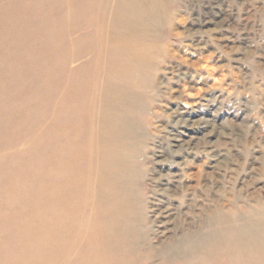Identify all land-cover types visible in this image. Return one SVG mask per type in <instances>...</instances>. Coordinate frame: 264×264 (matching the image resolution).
I'll return each mask as SVG.
<instances>
[{
    "label": "bare ground",
    "instance_id": "bare-ground-1",
    "mask_svg": "<svg viewBox=\"0 0 264 264\" xmlns=\"http://www.w3.org/2000/svg\"><path fill=\"white\" fill-rule=\"evenodd\" d=\"M171 2L0 0V96L6 97L0 128L39 127L43 225L55 233L61 254L73 239L91 253H75L71 264H264V202L244 213L217 209L186 229L188 211L172 212L168 201L156 213L163 225L177 227L154 243L147 208L130 181L135 153L118 141L127 139L122 130H135L127 117L139 114V93L153 85ZM134 77L141 85L132 84Z\"/></svg>",
    "mask_w": 264,
    "mask_h": 264
},
{
    "label": "rangeland",
    "instance_id": "rangeland-1",
    "mask_svg": "<svg viewBox=\"0 0 264 264\" xmlns=\"http://www.w3.org/2000/svg\"><path fill=\"white\" fill-rule=\"evenodd\" d=\"M170 1L173 16L159 33L153 85L139 93V114L127 117L135 130H122L127 139L118 141L135 153L127 169L154 243L177 227L158 215L168 201L172 212L188 211L186 229L217 209L244 213L264 202V0ZM132 84L141 81L134 77ZM5 103L0 96V118ZM18 128H0V264H71L79 251L89 257L74 239L61 254L55 233L43 225L39 127Z\"/></svg>",
    "mask_w": 264,
    "mask_h": 264
}]
</instances>
